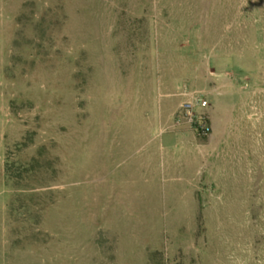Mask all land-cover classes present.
Segmentation results:
<instances>
[{
  "label": "rangeland",
  "instance_id": "1",
  "mask_svg": "<svg viewBox=\"0 0 264 264\" xmlns=\"http://www.w3.org/2000/svg\"><path fill=\"white\" fill-rule=\"evenodd\" d=\"M0 264H264V0H0Z\"/></svg>",
  "mask_w": 264,
  "mask_h": 264
},
{
  "label": "built area",
  "instance_id": "2",
  "mask_svg": "<svg viewBox=\"0 0 264 264\" xmlns=\"http://www.w3.org/2000/svg\"><path fill=\"white\" fill-rule=\"evenodd\" d=\"M182 101L171 115L172 126L186 125L195 137L208 138L212 127L208 115L205 113L208 101L204 92L188 91L186 88L180 92Z\"/></svg>",
  "mask_w": 264,
  "mask_h": 264
},
{
  "label": "crops",
  "instance_id": "3",
  "mask_svg": "<svg viewBox=\"0 0 264 264\" xmlns=\"http://www.w3.org/2000/svg\"><path fill=\"white\" fill-rule=\"evenodd\" d=\"M180 92L181 91H178V93L176 95H177V97L180 98V102H181L182 101V97L180 96ZM179 103H178V105H179ZM205 113L208 115L209 120H210V124H211V127H212L211 140H213L212 139L213 136H215L216 134H221V126H220V124H218L216 122V119L214 117H211V111H209V102H208V107L205 110ZM170 121H171V117H170V119H167V122H170ZM177 127L182 128L181 131H182V136L183 137H184L185 134H192L193 135V133L189 130V128L186 125L182 124V125L177 126Z\"/></svg>",
  "mask_w": 264,
  "mask_h": 264
}]
</instances>
